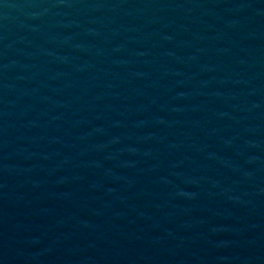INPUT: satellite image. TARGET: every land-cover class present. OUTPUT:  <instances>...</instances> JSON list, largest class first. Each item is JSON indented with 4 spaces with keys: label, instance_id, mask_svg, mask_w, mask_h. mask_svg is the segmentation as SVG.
Listing matches in <instances>:
<instances>
[{
    "label": "water",
    "instance_id": "95a60500",
    "mask_svg": "<svg viewBox=\"0 0 264 264\" xmlns=\"http://www.w3.org/2000/svg\"><path fill=\"white\" fill-rule=\"evenodd\" d=\"M0 264H264V0H0Z\"/></svg>",
    "mask_w": 264,
    "mask_h": 264
}]
</instances>
